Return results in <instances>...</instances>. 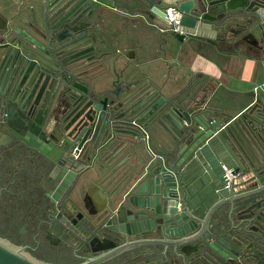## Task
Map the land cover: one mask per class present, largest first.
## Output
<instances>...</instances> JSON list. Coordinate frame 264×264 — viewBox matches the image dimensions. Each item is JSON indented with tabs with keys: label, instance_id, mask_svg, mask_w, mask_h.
I'll return each instance as SVG.
<instances>
[{
	"label": "water",
	"instance_id": "1",
	"mask_svg": "<svg viewBox=\"0 0 264 264\" xmlns=\"http://www.w3.org/2000/svg\"><path fill=\"white\" fill-rule=\"evenodd\" d=\"M108 1L42 0V20L38 23L34 17L28 25L42 32L45 44L18 27L0 29V110H6L10 99L18 112L12 123L0 125L9 126L16 138L55 163L56 179L47 192L51 203L62 196L65 200L69 191L84 185L91 163L104 151H110L108 158L126 146L136 152L135 165L125 172L124 185L112 198L80 218L60 209L55 218L61 231L51 226L48 231L67 240L71 230L79 238L76 251L89 247L76 264H104L133 251L152 258L171 254L181 264H264V100L258 98L238 117L239 144L248 161L242 158L231 171L238 175L228 179L212 148L225 124L205 116L200 101H190L184 108L172 104L175 96L154 102L156 92L145 93L147 81L141 79L136 89L143 95L139 102L131 104V95L121 98L136 83L120 80L123 73L104 57L109 55L108 45L96 40L94 11L117 10L116 0ZM148 4V13L163 24L162 32L178 40L198 34L206 23L227 35L236 22L247 31L243 37L264 43V0H149ZM169 6L178 10L177 24L166 18ZM12 33L37 47V57L25 51L26 42L14 44ZM90 43L89 50L71 53ZM94 63L103 70L94 73L98 67L89 68ZM173 113L176 134L165 140L167 151L146 150L145 121L152 117L161 124ZM195 162L213 188L207 204L196 202L187 188L192 184L187 171ZM95 237L98 246L93 245ZM22 247L0 236V264H52L28 255Z\"/></svg>",
	"mask_w": 264,
	"mask_h": 264
},
{
	"label": "crops",
	"instance_id": "2",
	"mask_svg": "<svg viewBox=\"0 0 264 264\" xmlns=\"http://www.w3.org/2000/svg\"><path fill=\"white\" fill-rule=\"evenodd\" d=\"M148 3L149 0H116V11L105 7H98L94 11L98 12L99 38L96 40H105L110 50L109 55H104L105 59L114 62L116 70L123 73L120 80L136 83V86L126 89L121 98L131 95V104L139 102L143 95H138L136 89L141 79L147 81L145 93L156 92L152 100L154 102L163 97L175 96L177 100L172 104L184 108L190 101H200L205 116L225 124L217 132L220 138L216 137L212 142L213 151L221 165L227 169L240 165L242 158L246 161L247 155L239 144L241 136L236 122L239 116L252 109L258 98L264 100L263 91H253L264 79V43L261 45L253 39H247L254 43L253 46L239 43V40L246 39L243 36L247 31L236 22L230 25L232 32L227 35H223L215 25L211 27L206 23L199 28L198 34H186L183 40H178L162 32L163 24L148 13ZM42 9V0H0V29L4 26L6 29L18 27L45 44L42 32L28 25L34 17L40 23ZM12 35L17 40L14 44L22 46L26 42L17 34ZM26 44L28 46L24 49L32 58L33 54L40 52L33 44ZM91 44L88 45L91 47ZM86 46L78 48L79 53ZM94 66L98 67L94 73L101 71V66L96 63L89 68ZM1 76L2 73L0 91L3 85ZM5 106L10 116L4 121L10 124L18 112L10 99ZM171 115L164 117L161 124L152 117L145 121L143 145L146 150L160 154L167 151L165 140H170V134H176L173 122L176 114L173 113V117ZM53 121L51 118L50 122ZM108 152L104 151L91 163L85 184L76 186L65 197L63 210L70 217L80 212L85 215L96 212L105 198H112L124 185L123 176L135 165L136 152L130 146L110 158ZM201 172L202 168L197 162L191 164L187 175L192 184L187 188L196 202L207 204L214 193ZM97 239L93 238L94 246H98ZM88 250L89 247L85 249L86 252ZM76 262L70 260L54 264Z\"/></svg>",
	"mask_w": 264,
	"mask_h": 264
},
{
	"label": "flooded vegetation",
	"instance_id": "3",
	"mask_svg": "<svg viewBox=\"0 0 264 264\" xmlns=\"http://www.w3.org/2000/svg\"><path fill=\"white\" fill-rule=\"evenodd\" d=\"M238 42L254 45L247 39ZM89 46L87 44L85 50ZM79 51L74 48L71 53L75 55L83 52ZM9 116V111L0 110V122ZM9 128L0 125V236L24 246L22 248L28 255L47 263L80 262L79 256H87V252L85 249L76 251L79 238L73 231H67V240L48 231L50 226L56 232L61 231L55 215L64 209L66 201L62 196L58 198V203H51V197L47 195L56 179V174L52 173L57 170L55 163L25 145ZM77 214L80 218L82 212ZM162 261L163 264H181L178 259L176 263L171 254L152 258L142 251L122 253L114 261L104 264H159Z\"/></svg>",
	"mask_w": 264,
	"mask_h": 264
},
{
	"label": "built area",
	"instance_id": "4",
	"mask_svg": "<svg viewBox=\"0 0 264 264\" xmlns=\"http://www.w3.org/2000/svg\"><path fill=\"white\" fill-rule=\"evenodd\" d=\"M177 15H178V10L175 9L174 7L166 9V18L168 19L169 23L177 24L179 22V20L177 19ZM170 29L175 31V32H182L177 27L176 28L171 27ZM258 90H261L264 92V79L261 81L260 84H258L257 86H255L253 88V91L255 93H257ZM73 153H74V151H73ZM74 156L76 157L77 155L74 154ZM223 169L226 171L228 179H234L237 176V174L231 172L232 168L227 169L226 166H223Z\"/></svg>",
	"mask_w": 264,
	"mask_h": 264
},
{
	"label": "bare ground",
	"instance_id": "5",
	"mask_svg": "<svg viewBox=\"0 0 264 264\" xmlns=\"http://www.w3.org/2000/svg\"><path fill=\"white\" fill-rule=\"evenodd\" d=\"M56 231V230H55ZM57 236V235H56Z\"/></svg>",
	"mask_w": 264,
	"mask_h": 264
},
{
	"label": "trees",
	"instance_id": "6",
	"mask_svg": "<svg viewBox=\"0 0 264 264\" xmlns=\"http://www.w3.org/2000/svg\"><path fill=\"white\" fill-rule=\"evenodd\" d=\"M114 261V260H113Z\"/></svg>",
	"mask_w": 264,
	"mask_h": 264
}]
</instances>
